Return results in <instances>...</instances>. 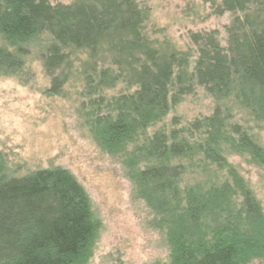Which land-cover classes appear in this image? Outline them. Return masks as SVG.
<instances>
[{
  "label": "trees",
  "instance_id": "obj_1",
  "mask_svg": "<svg viewBox=\"0 0 264 264\" xmlns=\"http://www.w3.org/2000/svg\"><path fill=\"white\" fill-rule=\"evenodd\" d=\"M207 1L218 14L233 15L226 43L220 44L214 31L191 33L196 49L191 54L192 49L147 37L139 0H0V34L12 45L41 33L51 36L44 66L53 85L60 89L67 81L61 71L71 63L69 52H77L87 57L88 81L100 76L102 82L133 89L114 97L107 113L99 114L103 129L97 132L107 144L132 148L127 155L139 193L165 226L167 264H242L264 256L260 206L244 181L220 173L228 144L251 155L261 152L222 101L232 98L264 118V0ZM14 63L16 57L0 48V65ZM56 75H63L61 82ZM197 86L215 100L213 113L150 133L171 105ZM196 158L209 169L221 168L215 171L220 176L189 180ZM97 228L90 198L68 170L0 178V264H81Z\"/></svg>",
  "mask_w": 264,
  "mask_h": 264
},
{
  "label": "rangeland",
  "instance_id": "obj_2",
  "mask_svg": "<svg viewBox=\"0 0 264 264\" xmlns=\"http://www.w3.org/2000/svg\"><path fill=\"white\" fill-rule=\"evenodd\" d=\"M50 2L71 4L74 0ZM139 3L147 15L145 32L153 42L169 43L182 51L192 49L194 54L191 33L214 31L220 44L226 43L225 30L233 15L218 14L207 0ZM51 41L49 34L41 33L14 46L0 34V48L16 57L12 66L0 65V178L61 167L78 180L90 198L98 227L90 252L81 264H167L170 249L165 226L156 222L139 193L134 166L127 155L132 148L107 144L102 133L97 132L103 129L97 125L99 114L107 113L106 106L114 97L133 89L121 82L108 83L110 79L102 82L100 76L88 81L84 73L89 65L87 57L77 52H69L71 63L61 71L68 79L59 89L44 66ZM63 75H56V81L61 82ZM231 99L223 100V105L231 109L233 120L247 130L261 152L251 155L239 145L228 144L224 151L227 165L222 171L216 165L209 169L196 158L188 179L209 180L220 176L215 174L218 170L233 180H242L264 214V118L241 109ZM215 105L207 91L197 86L172 104L164 119L149 131L164 126L167 130L184 127L211 115ZM242 264H264V256L246 259Z\"/></svg>",
  "mask_w": 264,
  "mask_h": 264
}]
</instances>
